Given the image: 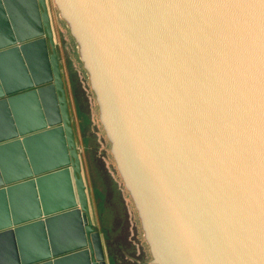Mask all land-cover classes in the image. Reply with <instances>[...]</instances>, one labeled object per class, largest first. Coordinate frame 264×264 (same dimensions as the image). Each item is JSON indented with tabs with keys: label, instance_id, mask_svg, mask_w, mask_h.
Listing matches in <instances>:
<instances>
[{
	"label": "water",
	"instance_id": "95a60500",
	"mask_svg": "<svg viewBox=\"0 0 264 264\" xmlns=\"http://www.w3.org/2000/svg\"><path fill=\"white\" fill-rule=\"evenodd\" d=\"M52 11L151 264H264V0H0V264H106Z\"/></svg>",
	"mask_w": 264,
	"mask_h": 264
},
{
	"label": "rangeland",
	"instance_id": "374dc122",
	"mask_svg": "<svg viewBox=\"0 0 264 264\" xmlns=\"http://www.w3.org/2000/svg\"><path fill=\"white\" fill-rule=\"evenodd\" d=\"M52 17L62 53L61 69L72 126L90 195L93 227L100 235L106 264H151L136 212L118 176L98 121L96 104L76 57L73 40L53 11ZM77 109L82 117L87 118L82 131L79 129ZM96 188L102 196L93 192Z\"/></svg>",
	"mask_w": 264,
	"mask_h": 264
},
{
	"label": "trees",
	"instance_id": "16d2710c",
	"mask_svg": "<svg viewBox=\"0 0 264 264\" xmlns=\"http://www.w3.org/2000/svg\"><path fill=\"white\" fill-rule=\"evenodd\" d=\"M75 97V96H74ZM75 102H76V107H77V100H76V97H75ZM77 116H78V120H79V129L82 131L84 129V126L86 125V122H87V118L84 116L82 117L81 113L78 112V109H77ZM84 141V140H83ZM82 141V142H83ZM88 161V160H87ZM88 164H89V161H88ZM89 166V165H88ZM95 194H97L98 196H102L101 194V191L98 190V188H96L95 191Z\"/></svg>",
	"mask_w": 264,
	"mask_h": 264
},
{
	"label": "bare ground",
	"instance_id": "6f19581e",
	"mask_svg": "<svg viewBox=\"0 0 264 264\" xmlns=\"http://www.w3.org/2000/svg\"><path fill=\"white\" fill-rule=\"evenodd\" d=\"M71 119H72V118H71ZM89 216H90V220H91V222H92V224H93V221H92V212H91L90 207H89Z\"/></svg>",
	"mask_w": 264,
	"mask_h": 264
}]
</instances>
